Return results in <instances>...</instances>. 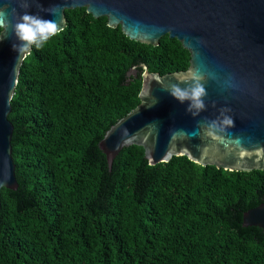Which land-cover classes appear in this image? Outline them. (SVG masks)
Wrapping results in <instances>:
<instances>
[{"label":"trees","instance_id":"obj_1","mask_svg":"<svg viewBox=\"0 0 264 264\" xmlns=\"http://www.w3.org/2000/svg\"><path fill=\"white\" fill-rule=\"evenodd\" d=\"M65 15L25 59L11 103L19 188L1 190L0 264H264V231L243 226L264 203V171L150 166L132 146L110 172L99 148L140 104L144 67L186 71L189 51L168 35L132 41L86 8Z\"/></svg>","mask_w":264,"mask_h":264},{"label":"water","instance_id":"obj_2","mask_svg":"<svg viewBox=\"0 0 264 264\" xmlns=\"http://www.w3.org/2000/svg\"><path fill=\"white\" fill-rule=\"evenodd\" d=\"M0 4L25 11L15 0ZM81 8L96 19L107 18L109 28L121 27L141 44L158 47L166 35L177 39L190 53L189 67L217 73L205 85V109L193 115L187 110L190 101L180 103L163 87L175 83L178 72L161 76L144 67L140 104L99 143L110 172L122 150L132 146L144 149L150 166L186 157L229 172L264 171V0H31L27 11L58 22L62 18L60 33L67 27L65 12ZM15 42L11 29L0 42V194L19 188L9 116L21 68L33 50L18 59ZM230 77L234 87L226 83ZM225 115L235 127L220 131ZM212 121L218 136L228 135L223 140L202 130ZM243 226L264 231V203L243 215Z\"/></svg>","mask_w":264,"mask_h":264},{"label":"clouds","instance_id":"obj_3","mask_svg":"<svg viewBox=\"0 0 264 264\" xmlns=\"http://www.w3.org/2000/svg\"><path fill=\"white\" fill-rule=\"evenodd\" d=\"M15 2L19 4L20 8L25 9L22 14L16 8L0 4V42L8 38L11 29V34L15 36L17 41L13 44V50L17 52L19 59L27 54L33 46L36 49H42L49 40L59 33L63 19L61 18L58 22L54 19H45L38 13L33 14L27 11L31 7V0H15ZM10 8L11 11H9ZM47 11L50 14H55L52 9H47ZM216 78V72L204 70L203 66L197 67L193 64L186 71L174 75L175 83L166 84L163 87L180 103L190 101L187 110L193 115H197L199 111L205 109L204 98L207 96L205 87L207 81ZM226 83L229 86H235L231 77ZM193 109L197 111L193 112ZM224 111H230V109ZM221 123L220 131L235 127V121L231 116L225 115ZM202 130L217 140H223L228 136L217 135V121L202 125Z\"/></svg>","mask_w":264,"mask_h":264}]
</instances>
